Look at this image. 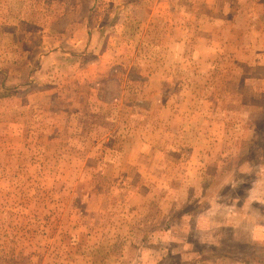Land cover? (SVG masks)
<instances>
[{"label": "rangeland", "instance_id": "1", "mask_svg": "<svg viewBox=\"0 0 264 264\" xmlns=\"http://www.w3.org/2000/svg\"><path fill=\"white\" fill-rule=\"evenodd\" d=\"M9 1L0 264H264V0Z\"/></svg>", "mask_w": 264, "mask_h": 264}, {"label": "crops", "instance_id": "2", "mask_svg": "<svg viewBox=\"0 0 264 264\" xmlns=\"http://www.w3.org/2000/svg\"><path fill=\"white\" fill-rule=\"evenodd\" d=\"M8 1L9 0H2V4L6 5L8 4ZM7 2V3H6ZM10 2V1H9ZM19 3V2H18ZM3 12H6V9L3 10ZM20 10H18V19L20 20ZM26 18L23 16L22 17V20H25ZM35 48H37L36 46H33L32 47V50H34ZM23 50H25V48H22ZM28 51V50H26ZM57 51H59V49L57 50H50V53H49V56H52L53 53H57ZM21 56V54H20ZM19 56V58H20ZM43 57V56H41ZM25 58V57H24ZM27 58V57H26ZM42 61V58L41 60ZM55 62V61H54ZM19 64H21L18 68L19 69H23L22 71H15V72H8V84H10L12 87L11 88V95H43V91H40V85H37V78H36V74L39 73L41 71V67L37 65V61H29L26 62V60H23L20 58L19 60ZM10 65H12V67H16L17 66V63L13 61H10ZM27 69V70H26ZM37 69V70H36ZM34 72V75L31 76L30 74V71ZM35 77V78H34ZM34 86L33 88H30ZM38 89V90H37ZM210 225H211V228L212 227H216V230L217 228H219V226H224L225 228L226 227H229V228H232V229H240L241 227H245V226H240L238 227V225H236L235 221H227L225 223H223V225H219V222H213L211 220L210 222ZM238 231V230H237ZM259 231V229L257 230V232ZM256 231L254 230V233ZM261 236H257V238H260ZM260 241H262L261 239H258ZM264 242V241H262Z\"/></svg>", "mask_w": 264, "mask_h": 264}]
</instances>
